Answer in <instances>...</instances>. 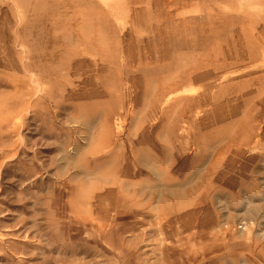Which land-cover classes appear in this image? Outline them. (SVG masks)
Here are the masks:
<instances>
[{"label": "rangeland", "instance_id": "1", "mask_svg": "<svg viewBox=\"0 0 264 264\" xmlns=\"http://www.w3.org/2000/svg\"><path fill=\"white\" fill-rule=\"evenodd\" d=\"M0 264H264V0H0Z\"/></svg>", "mask_w": 264, "mask_h": 264}]
</instances>
